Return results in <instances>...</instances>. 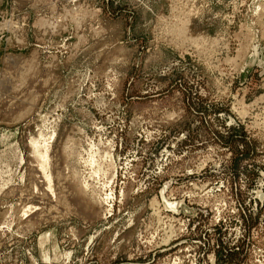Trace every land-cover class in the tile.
Wrapping results in <instances>:
<instances>
[{"label":"rangeland","instance_id":"1","mask_svg":"<svg viewBox=\"0 0 264 264\" xmlns=\"http://www.w3.org/2000/svg\"><path fill=\"white\" fill-rule=\"evenodd\" d=\"M0 264H264V0H0Z\"/></svg>","mask_w":264,"mask_h":264},{"label":"bare ground","instance_id":"2","mask_svg":"<svg viewBox=\"0 0 264 264\" xmlns=\"http://www.w3.org/2000/svg\"><path fill=\"white\" fill-rule=\"evenodd\" d=\"M184 2H185V1H184ZM174 8H176V7L174 6ZM181 11H182V10H181ZM189 11H190V10H189ZM178 15H179V14H178ZM187 15H188V13H187ZM187 15H186V16H187ZM182 17H183V16H182ZM183 18H185V17H183ZM181 19H182V18H181ZM185 19H187V17H186ZM186 21H187V20H186ZM186 21H185V22H186ZM179 22H180V21H179ZM182 22H184V19H183ZM187 22H189V20H188ZM187 22H186V23H187ZM176 24H178V23H176ZM181 24H182V23H181ZM181 24H180V26H181ZM160 26H161V25H160ZM178 26H179V24H178ZM186 27H187V26H186ZM164 29H165V28H164ZM177 29H178V28H177ZM184 29H186V28H184ZM184 29H183V30H184ZM167 30H168V29H167ZM180 30H181V29H180ZM183 30H182V31H183ZM169 38H170V37H169ZM190 39H191V38H190ZM53 138H54V137H53ZM45 155H46V151H44V152H40V156H41L42 158H44ZM42 158H41V159H42ZM42 160H43V159H42Z\"/></svg>","mask_w":264,"mask_h":264}]
</instances>
